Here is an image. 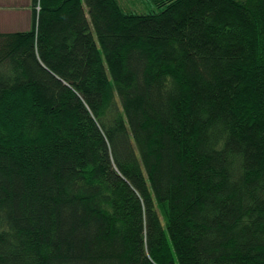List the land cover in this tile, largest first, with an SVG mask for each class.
Instances as JSON below:
<instances>
[{
    "label": "trees",
    "instance_id": "obj_1",
    "mask_svg": "<svg viewBox=\"0 0 264 264\" xmlns=\"http://www.w3.org/2000/svg\"><path fill=\"white\" fill-rule=\"evenodd\" d=\"M151 1L0 33V264H264V0Z\"/></svg>",
    "mask_w": 264,
    "mask_h": 264
},
{
    "label": "crops",
    "instance_id": "obj_2",
    "mask_svg": "<svg viewBox=\"0 0 264 264\" xmlns=\"http://www.w3.org/2000/svg\"><path fill=\"white\" fill-rule=\"evenodd\" d=\"M30 0H0V33L25 31L30 26Z\"/></svg>",
    "mask_w": 264,
    "mask_h": 264
},
{
    "label": "rangeland",
    "instance_id": "obj_3",
    "mask_svg": "<svg viewBox=\"0 0 264 264\" xmlns=\"http://www.w3.org/2000/svg\"><path fill=\"white\" fill-rule=\"evenodd\" d=\"M117 2L123 12L145 14L157 10L151 0H117Z\"/></svg>",
    "mask_w": 264,
    "mask_h": 264
}]
</instances>
